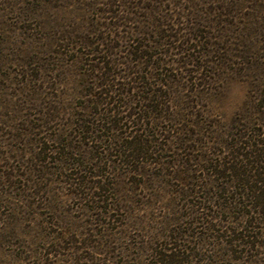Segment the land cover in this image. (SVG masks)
<instances>
[{"label": "rangeland", "instance_id": "obj_1", "mask_svg": "<svg viewBox=\"0 0 264 264\" xmlns=\"http://www.w3.org/2000/svg\"><path fill=\"white\" fill-rule=\"evenodd\" d=\"M0 264H264V0H0Z\"/></svg>", "mask_w": 264, "mask_h": 264}]
</instances>
